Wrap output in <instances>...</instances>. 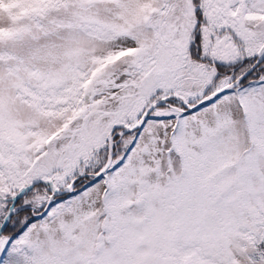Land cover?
<instances>
[{"label": "snow or ice", "instance_id": "1", "mask_svg": "<svg viewBox=\"0 0 264 264\" xmlns=\"http://www.w3.org/2000/svg\"><path fill=\"white\" fill-rule=\"evenodd\" d=\"M0 264H264V0H0Z\"/></svg>", "mask_w": 264, "mask_h": 264}]
</instances>
